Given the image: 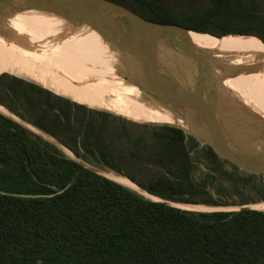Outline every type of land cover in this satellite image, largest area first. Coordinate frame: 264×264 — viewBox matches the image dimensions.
<instances>
[{
    "label": "trees",
    "instance_id": "16d2710c",
    "mask_svg": "<svg viewBox=\"0 0 264 264\" xmlns=\"http://www.w3.org/2000/svg\"><path fill=\"white\" fill-rule=\"evenodd\" d=\"M110 1L201 38L264 40V0H174L191 6L184 13L170 0ZM0 105L41 132L0 111V264H264L263 210L176 206H230L214 173L234 175L172 116L133 114L137 122L9 73Z\"/></svg>",
    "mask_w": 264,
    "mask_h": 264
},
{
    "label": "water",
    "instance_id": "95a60500",
    "mask_svg": "<svg viewBox=\"0 0 264 264\" xmlns=\"http://www.w3.org/2000/svg\"><path fill=\"white\" fill-rule=\"evenodd\" d=\"M26 10L55 14L73 25H87L98 32L127 66L123 55L135 64L142 79L134 80L124 72L121 76L137 86L147 100L173 112L186 127L146 123L180 127L198 142L210 146L220 159L249 173L264 174V150L257 145L264 144V120L240 103L259 122L245 128L221 109L213 65L221 69L224 66L191 42L187 33L194 30L148 21L110 0H0V19ZM174 30L185 34L182 37ZM257 38L264 44L263 39ZM167 47L176 53L169 54ZM245 208L249 207L237 210Z\"/></svg>",
    "mask_w": 264,
    "mask_h": 264
},
{
    "label": "bare ground",
    "instance_id": "6f19581e",
    "mask_svg": "<svg viewBox=\"0 0 264 264\" xmlns=\"http://www.w3.org/2000/svg\"><path fill=\"white\" fill-rule=\"evenodd\" d=\"M8 16L0 19L1 72L34 75L36 79L50 82L59 93L61 91V94L88 106L131 114H167L177 121H182L169 109L150 99L147 100L140 89L130 88L119 77L117 78L111 71V63L104 65L102 62L91 61V58L96 56L102 61L109 57H116L114 60L121 59V56L106 42H103L101 47L99 44L94 47L87 42L78 41L81 37H77V40L72 39L74 42L65 41L64 45L75 48L82 45L92 47L90 51L81 53L70 50L60 55L56 53L54 47L42 48L36 43L27 41L25 37L28 35L18 32L21 24L29 28L25 11L14 13V30L6 24ZM83 26L91 28L87 25ZM60 36L62 37V34ZM191 42L198 49L205 50L217 59L220 64L222 63L224 73L236 72L221 80L223 90L230 92L234 99L264 120V44L257 37L248 35H227L219 39L201 38ZM218 72L222 75L220 71ZM121 180H124L125 185L142 192L149 198L158 200L127 178Z\"/></svg>",
    "mask_w": 264,
    "mask_h": 264
},
{
    "label": "rangeland",
    "instance_id": "374dc122",
    "mask_svg": "<svg viewBox=\"0 0 264 264\" xmlns=\"http://www.w3.org/2000/svg\"><path fill=\"white\" fill-rule=\"evenodd\" d=\"M167 5L173 11L180 12V13L186 12L187 10H189L188 8L191 7V6H188L187 4L177 3L174 0H170L167 3ZM25 12H26V16L28 18L29 28L23 27V25L21 24L19 26L18 32H21L22 34L28 35V37H25V39L27 41H29L30 43H36L42 48L54 47V50L56 51V53H58L60 55H63L65 52L70 51V50H75V51L81 52V53H85V52L90 51V49L92 47L89 48L87 46L82 45V47L78 46L75 48L73 46L64 45L65 41L72 42L73 41L72 39L77 40V37H81V39L79 38L80 40L78 39V41L87 42L88 44L93 45L94 47L97 46L98 44H99V47H101L102 43L106 42L102 38V36L98 32H96L95 30H93L92 28H87L85 26L73 25V24L69 23L68 21H66L65 19H63L62 17L57 16L55 14L45 13V12H41V11H37V10H26ZM13 15H14V13L10 14L7 18V21H6L7 26L9 25V28L11 27L10 28L11 30L13 28H15V26L13 25V21H14ZM36 27H38V28H36ZM16 28H17V26H16ZM174 31H175V33L179 34L180 36H182V34H185V32H182L179 30H174ZM79 33H82V34H79ZM61 34H62V37L60 36ZM187 34L190 37L191 41H198L199 39H201L199 36H197L191 32H189ZM99 47H98V49H99ZM165 50L168 51L169 54H175L176 53L168 47L165 48ZM114 54H116V53H114ZM123 57L126 61H128V62H126L128 64V66L126 65V67H125V63L121 59L120 60H117V59L114 60L116 57L115 58L109 57L105 61H102L101 58H98V56H96V57H92L91 61L96 62V63L102 62V64H104V65H109L111 63V69H112L111 71L113 73H115L117 78L119 77V79L121 81L125 82V84H128L127 86H129L130 88L139 89L137 86H135L134 84L125 80L124 77L121 76V73L124 72V73H128L129 75H131V77L134 80L140 81L142 79V74H141L140 70L135 66V64H133L131 61H129L125 55H123ZM112 61H115V62H112ZM213 67L215 68V78H216L217 84L219 86V103H220L221 109L223 111H225L227 114H229L231 117L237 119L238 123L242 127L247 128L248 126L258 124L259 122L254 120L253 116L250 115V112L245 111L244 108L240 105V102L237 101L236 99H234L233 95L230 92L223 90V88L221 86V80L224 77H229V76L233 75L234 72L227 74V73H224V71H222V69L219 68V66L213 65ZM218 71H220L222 73V75ZM2 73H9V74L24 78L28 81H31V82H34V83L39 84L41 86H44V87L54 91L57 94L63 95V94H61V91L59 93V90L57 88L52 87L50 82H43L39 79H36V78H34V75L25 74V73H16L15 74V73H12L10 71L1 72V70H0V74H2ZM220 75H221V77H220ZM56 90H58V91H56ZM63 96H65V95H63ZM66 97H68V96H66ZM68 98L72 99L71 97H68ZM90 107H92V106H90ZM92 108L100 109V110H107V109L100 108V107H92ZM0 111L5 113L6 115L14 117L15 119H17V120L21 121L22 123H24L25 125H27L29 128L37 131L31 125L25 123L24 121H22L18 117L14 116L10 112L6 111V109H4L2 106H0ZM107 111H110V110H107ZM110 112H112V111H110ZM112 113H114L118 116L125 117V118L130 119V120L140 122L138 117L131 114V113L115 112V111ZM179 122H180L182 128L186 127L184 122L182 123V121H180V120H179ZM141 123H145V122H141ZM37 132H39V131H37ZM39 133H41V132H39ZM43 135H44V137L52 140L51 138H49V136H47L45 134H43ZM199 144H200V147L204 146L200 142H199ZM257 145L259 147L261 146L262 150H264V144L263 143L260 144V142H259ZM61 148L63 149V151L67 155L74 157L73 154L70 152V150H68L67 148L62 147V146H61ZM221 160L223 161V165H222L223 170L229 174H233L234 179L230 180L226 176H224L220 173H214L213 171H211V169L209 167L206 166L205 163L199 164V170L201 172H205V173L217 174V177H218L217 183L221 184L225 188V190L227 191V197L225 198V200L227 202H229L231 205L226 206V207H217V208L206 206V205H183V204H177V205L180 207L183 206V208H187V209H191V210L194 209L195 211L237 210V209L241 208L242 206H246L249 208L264 211V209H263L264 206H262V205H264V199L262 198V195L264 194V174H252V173L245 171L244 169L236 166L235 164H233L227 160H223V159H221ZM97 171H99L100 173H103V174L105 173V175H108L110 178L124 184V182H123L124 180H121L124 178L122 176L116 174V173L107 172L104 170H97ZM248 175L254 176L253 179L251 180V182L245 183L244 181L239 180V178L247 179ZM142 191H144V190H142ZM138 192H140V191H138ZM140 193L143 194L142 192H140ZM213 194L215 195L216 198L221 200V198L219 197V195L217 193H213ZM144 196H146V195H144ZM146 197H148V196H146Z\"/></svg>",
    "mask_w": 264,
    "mask_h": 264
}]
</instances>
